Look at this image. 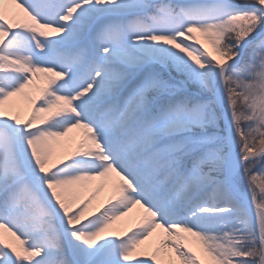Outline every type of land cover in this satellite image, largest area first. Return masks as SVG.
Returning a JSON list of instances; mask_svg holds the SVG:
<instances>
[{
    "label": "snow or ice",
    "instance_id": "obj_1",
    "mask_svg": "<svg viewBox=\"0 0 264 264\" xmlns=\"http://www.w3.org/2000/svg\"><path fill=\"white\" fill-rule=\"evenodd\" d=\"M0 264H264V0H0Z\"/></svg>",
    "mask_w": 264,
    "mask_h": 264
},
{
    "label": "bare ground",
    "instance_id": "obj_2",
    "mask_svg": "<svg viewBox=\"0 0 264 264\" xmlns=\"http://www.w3.org/2000/svg\"><path fill=\"white\" fill-rule=\"evenodd\" d=\"M73 135H79L78 131L77 130H74V133ZM93 187V186H92ZM92 187L89 188V190L91 191L92 190ZM87 195V194H86ZM89 195V194H88ZM98 195V194H97ZM96 198V197H95ZM106 198V197H105ZM105 198L101 199V201H103ZM95 202H97V200L94 201L93 199V202H92V206L95 207ZM99 204V203H98ZM97 204V205H98ZM136 219V215L135 213H132V214H129V216L127 217H122L120 218L119 220L115 221L117 225H115L116 227H119L121 229H124L126 227H128L130 224H132L134 222V220Z\"/></svg>",
    "mask_w": 264,
    "mask_h": 264
},
{
    "label": "rangeland",
    "instance_id": "obj_3",
    "mask_svg": "<svg viewBox=\"0 0 264 264\" xmlns=\"http://www.w3.org/2000/svg\"><path fill=\"white\" fill-rule=\"evenodd\" d=\"M37 83L38 84H42L43 83V79L41 78V80H39ZM77 131H78L79 135L82 134L81 130H77ZM91 191L89 190L88 192H85L82 195L91 194ZM78 195H80V194H78ZM106 196H107V192L106 191H101L100 193H98V195L96 196V198H94V201L97 200V202H95V205H97L98 203H100V200L103 199V198H105ZM114 225H117L116 222H114Z\"/></svg>",
    "mask_w": 264,
    "mask_h": 264
}]
</instances>
